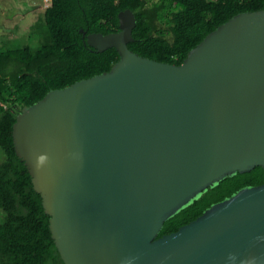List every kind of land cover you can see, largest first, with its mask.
<instances>
[{"label": "water", "instance_id": "1", "mask_svg": "<svg viewBox=\"0 0 264 264\" xmlns=\"http://www.w3.org/2000/svg\"><path fill=\"white\" fill-rule=\"evenodd\" d=\"M136 24L127 9L118 32L81 30L119 61L13 126L64 264H264V184L158 237L210 187L264 168V10L234 16L181 65L131 51Z\"/></svg>", "mask_w": 264, "mask_h": 264}, {"label": "trees", "instance_id": "2", "mask_svg": "<svg viewBox=\"0 0 264 264\" xmlns=\"http://www.w3.org/2000/svg\"><path fill=\"white\" fill-rule=\"evenodd\" d=\"M127 9L137 19L129 49L181 65L192 49L234 16L264 10V0H52L36 25L42 32L39 46L0 48V264H64L50 216L16 154L13 126L24 108L48 92L112 69L120 59L118 51L97 52L81 30L87 35L118 32L119 13ZM262 184L263 167L225 178L167 220L158 237L176 232L241 189Z\"/></svg>", "mask_w": 264, "mask_h": 264}, {"label": "rangeland", "instance_id": "3", "mask_svg": "<svg viewBox=\"0 0 264 264\" xmlns=\"http://www.w3.org/2000/svg\"><path fill=\"white\" fill-rule=\"evenodd\" d=\"M46 5V0H0V48L18 50L39 46L42 32L37 31L36 25L43 17ZM3 159L0 147V163ZM3 217L4 212L0 209V223Z\"/></svg>", "mask_w": 264, "mask_h": 264}, {"label": "built area", "instance_id": "4", "mask_svg": "<svg viewBox=\"0 0 264 264\" xmlns=\"http://www.w3.org/2000/svg\"><path fill=\"white\" fill-rule=\"evenodd\" d=\"M52 0H46V3L47 5L46 6H49L51 4Z\"/></svg>", "mask_w": 264, "mask_h": 264}]
</instances>
